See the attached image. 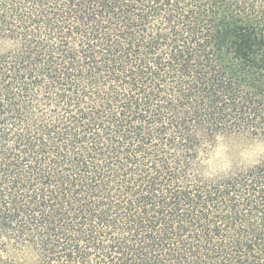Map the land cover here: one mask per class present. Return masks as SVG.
I'll return each instance as SVG.
<instances>
[{"label": "trees", "instance_id": "16d2710c", "mask_svg": "<svg viewBox=\"0 0 264 264\" xmlns=\"http://www.w3.org/2000/svg\"><path fill=\"white\" fill-rule=\"evenodd\" d=\"M0 37L19 45L0 52V235L17 252L264 264V163L215 162L219 137L264 139V0H0Z\"/></svg>", "mask_w": 264, "mask_h": 264}, {"label": "clouds", "instance_id": "9594fccd", "mask_svg": "<svg viewBox=\"0 0 264 264\" xmlns=\"http://www.w3.org/2000/svg\"><path fill=\"white\" fill-rule=\"evenodd\" d=\"M18 46V42L8 39L0 40V52H8L9 50L14 51L18 48ZM203 133V131H200L197 132L196 135L202 138ZM239 139L247 143V148L240 154L233 153L225 158L221 168L224 175H227L233 169H240L241 171H244L248 168L264 163V139H250L246 133L242 134ZM226 151H229V149H226ZM200 163L201 165H204L208 162L201 160ZM204 175L212 176L215 175V173L205 172ZM12 243H14V241ZM0 245H6L7 247V250L0 247V258L3 259L5 264L9 259L14 257V254L17 259L21 256L24 257L27 260V264H42L38 246L37 250H33L30 245H27L22 250L17 252V249H14L12 244L9 243L8 239L3 235H0Z\"/></svg>", "mask_w": 264, "mask_h": 264}, {"label": "rangeland", "instance_id": "374dc122", "mask_svg": "<svg viewBox=\"0 0 264 264\" xmlns=\"http://www.w3.org/2000/svg\"><path fill=\"white\" fill-rule=\"evenodd\" d=\"M241 135H229V136H222L223 139L220 137L217 139L216 142V156H215V162L219 167H222V164L227 156L232 155L233 153L230 151H226V149H229L230 145L234 141H238L239 137ZM250 139H260V138H252L248 137Z\"/></svg>", "mask_w": 264, "mask_h": 264}, {"label": "snow or ice", "instance_id": "6c2138e0", "mask_svg": "<svg viewBox=\"0 0 264 264\" xmlns=\"http://www.w3.org/2000/svg\"><path fill=\"white\" fill-rule=\"evenodd\" d=\"M5 39H8V38L7 37H0V40H5ZM204 135H206V133L202 134V138L204 137ZM220 138L223 139V137H220ZM246 148H247V143L245 141L239 139L238 141H234V142L231 143V145L229 147V151L232 152V153L240 154ZM24 243L27 244L26 241Z\"/></svg>", "mask_w": 264, "mask_h": 264}]
</instances>
